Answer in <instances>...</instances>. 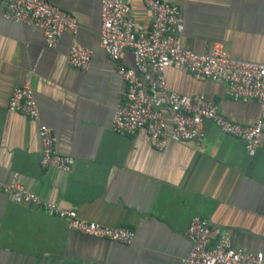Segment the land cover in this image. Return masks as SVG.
<instances>
[{
	"label": "crops",
	"instance_id": "obj_1",
	"mask_svg": "<svg viewBox=\"0 0 264 264\" xmlns=\"http://www.w3.org/2000/svg\"><path fill=\"white\" fill-rule=\"evenodd\" d=\"M73 15L75 38L63 35L55 49L42 30L6 21L0 8V182L19 183L42 202L81 218L135 233L130 245L72 231L38 207L0 193V264H182L191 250L185 233L195 217L229 233L233 249L264 254V148L253 157L243 141L211 121L201 143L168 142L155 149L145 131L127 136L112 129L126 84L100 46L99 0H45ZM184 16L182 46L196 53L221 44L235 60L264 63V0H171ZM131 18L149 28L142 0H129ZM77 42L91 51L88 71L71 67ZM123 64L134 67L130 51ZM169 90L204 95L231 122L254 125L257 102H236L226 84L181 68L165 71ZM30 83L40 122L56 137V149L72 157L70 173L41 166L38 124L11 113L16 88Z\"/></svg>",
	"mask_w": 264,
	"mask_h": 264
},
{
	"label": "built area",
	"instance_id": "obj_2",
	"mask_svg": "<svg viewBox=\"0 0 264 264\" xmlns=\"http://www.w3.org/2000/svg\"><path fill=\"white\" fill-rule=\"evenodd\" d=\"M142 1L151 15L149 28L131 18L129 0H99L100 46L126 84L125 99L117 106L112 120L113 131L132 136L143 130L150 144L161 151L170 141L201 143L205 136L203 125L208 120L223 134L243 141L246 153L253 157L264 148V63L235 60L221 44H214L209 52L201 54L185 49L181 42L185 20L180 8L171 0ZM0 8L4 20L42 30L49 50L57 47L63 35L75 38L78 34L76 18L45 0H0ZM127 51L132 54L133 68L123 64ZM91 59V51L76 41L72 44L68 56L71 67L86 72ZM171 67L226 84L230 98L236 102H257L261 107L259 120L250 126L231 122L204 95L190 97L169 90L165 71ZM8 110L38 124L43 169L72 172L75 160L57 152L56 137L50 127L40 122L29 82L13 91ZM18 178L14 174L11 182H0V193L19 204L56 215L72 231L125 245L134 242L135 233L127 228L111 229L55 203L42 202L25 190ZM185 235L191 250L182 264H264L263 253L233 249L228 232L200 217L192 219Z\"/></svg>",
	"mask_w": 264,
	"mask_h": 264
}]
</instances>
